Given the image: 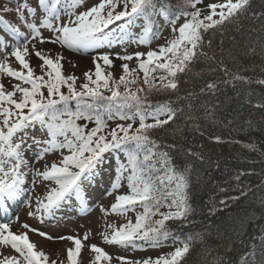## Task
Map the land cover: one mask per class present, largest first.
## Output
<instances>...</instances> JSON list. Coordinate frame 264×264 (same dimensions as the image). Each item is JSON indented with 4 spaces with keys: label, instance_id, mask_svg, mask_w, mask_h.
Wrapping results in <instances>:
<instances>
[{
    "label": "snow or ice",
    "instance_id": "snow-or-ice-1",
    "mask_svg": "<svg viewBox=\"0 0 264 264\" xmlns=\"http://www.w3.org/2000/svg\"><path fill=\"white\" fill-rule=\"evenodd\" d=\"M201 2L202 0H184L183 7L174 9L167 0H100L98 4L79 12L77 9L83 6L85 0H37V7L25 2L17 5L16 12L29 30L30 36L0 16V24L13 38L10 44L0 37V50L5 53L4 58L0 59V76L21 82L13 84L12 90H7L5 84L0 82V206L7 210L6 202L17 198L24 190L27 172L22 169L29 163L24 152L32 148L31 144L25 147L28 139L37 146L36 161L43 160L51 153L61 154L59 163L53 161L50 166L45 164L43 171L33 170L35 177L56 185L48 188L43 198H37L36 213H40L41 222L45 217L54 218L56 213L65 210L66 206L71 207L73 199L78 202L80 210L86 212L85 183L94 184L101 170L114 158L117 161L116 175L106 195L118 192L125 180L129 191L116 196L115 203L110 208L111 213L125 215L129 210H134L137 204H140L144 211L138 214L135 223L129 221L119 227L108 225L112 232L111 235L103 233L104 242L134 249H143L145 245L162 246L163 241L171 235L166 221H185L194 212L189 195V169L185 167L182 171L178 170L167 152L157 150L158 145L150 135L153 129L168 124L175 117V110L167 103L154 108L148 105L147 97L138 95L139 92L145 91L143 88L132 91L128 85L137 83L134 77L136 70L130 69L128 63L121 65L124 74L119 80L114 79L113 73L105 74L100 62L105 66L114 67L113 54L103 53L94 58L95 79L91 71L85 72L87 82L80 86V90L75 86L78 77L62 74V61L65 59L62 54L53 58L39 49L35 50L33 54L42 61L41 69H47L41 75L35 74L34 67L26 57L30 54L29 44L37 39L40 43L59 44L77 52H87L105 44L111 46L114 41L123 42L126 37L135 43L147 45L163 31L159 17L164 20L165 25H171L172 31L178 32V35L169 40L166 46H160L158 51L126 55L116 53L115 58L123 61H131L134 58L140 60L138 67L144 73L143 83L149 90H176L179 74L192 73L199 57L207 55L203 52L204 33L210 28L224 25L225 22H235L251 8V0H227L225 4L209 5L211 14L203 18L199 9L192 12L185 10L189 6L195 8ZM121 5L122 10L117 11ZM37 8L43 13L39 24L36 22ZM217 8L222 10L218 14L219 19H214ZM25 11L28 17H25ZM181 15L190 16L191 19H186L177 29L176 23ZM62 16L68 18L67 22L61 23ZM117 21L124 23L113 31L110 26ZM138 23L140 31L133 33L131 29ZM42 28L48 29L53 35L45 38L41 32ZM207 44L211 47V40H208ZM144 56L147 57L146 60L142 59ZM9 57H14L19 63V70L8 63ZM158 70L165 73L159 77L160 87L156 86V77L152 75ZM234 79L244 80L246 77L234 76ZM110 81L113 86H110ZM260 83H264V80ZM22 84L30 87H23ZM122 84L125 85L123 92L120 91ZM63 86L67 87V94L61 91ZM207 86L215 87L214 84ZM45 88L47 96L43 91ZM102 89L111 95L105 96ZM17 93L21 94L19 100L14 99ZM89 99L91 103L88 102ZM72 100H76L78 105L75 110L70 107L69 102ZM103 101L108 103L102 104ZM137 117L139 126L133 128ZM149 117L153 123L146 122ZM116 119L130 120L133 123H118L115 127H109L108 122ZM79 120L94 122L95 127L89 130L87 125L78 124ZM37 125L47 133V139L29 136V130H35ZM65 149L69 154L63 155ZM120 153L124 154L127 163L120 160ZM161 164L163 167H158ZM163 202H167L170 209L167 213H159ZM104 211L107 214L108 210ZM157 214L161 219L152 220ZM29 215L35 213L30 212ZM18 219L17 216L16 220ZM22 227L46 239H54L46 232L30 228L28 224ZM59 239L74 243V247L67 250V259L68 264H78L84 246L82 240L76 236ZM84 239H88V233H85ZM192 240L193 237L189 235L183 246L176 248L167 257L161 256L154 260L149 257L142 261H133L122 256L116 259L119 264H180L181 259L189 252ZM0 245L10 246L18 253V256L0 254V264H49L48 256L37 250L27 232L14 233L10 223H0ZM90 247L95 253L93 264H112L113 257L104 249L95 244ZM260 256L261 259L257 261L256 250L253 248L248 256L243 258L244 264H264V240L261 241ZM51 264L57 262L53 260Z\"/></svg>",
    "mask_w": 264,
    "mask_h": 264
},
{
    "label": "trees",
    "instance_id": "trees-1",
    "mask_svg": "<svg viewBox=\"0 0 264 264\" xmlns=\"http://www.w3.org/2000/svg\"><path fill=\"white\" fill-rule=\"evenodd\" d=\"M167 2L174 9L184 6V0ZM218 14L213 18L219 19ZM204 37L203 52L207 55L199 57L192 73L179 74L176 90H149L143 83V71L142 76H134L137 83L128 87L132 91L145 89L138 95L146 96L153 108L167 103L176 112L168 124L153 129L150 135L157 150L167 152L178 170L189 169L194 212L185 221H166L169 237L182 243L189 235L193 237L180 264H244L243 258L253 248L259 261L264 240V107L260 106L264 105V83H260L264 80V0H251L246 15L210 28ZM163 74L162 70L152 74L157 87ZM109 83L113 86L112 81ZM209 84L215 87L209 88ZM124 89L125 85H120V91ZM43 91L47 96V89ZM61 91L68 93L66 86ZM103 91L105 96L111 95ZM69 103L72 110L78 107L76 100ZM77 123L89 130L95 127L94 122ZM108 123L109 127L118 124ZM169 210L163 202L159 213ZM143 211L142 207L137 216ZM80 257L78 264H83Z\"/></svg>",
    "mask_w": 264,
    "mask_h": 264
},
{
    "label": "rangeland",
    "instance_id": "rangeland-1",
    "mask_svg": "<svg viewBox=\"0 0 264 264\" xmlns=\"http://www.w3.org/2000/svg\"><path fill=\"white\" fill-rule=\"evenodd\" d=\"M27 2L32 7H37V0H0V16H3L4 19L12 22L20 28L22 32L29 34V30L26 25L20 21L16 8L18 4ZM100 0H85V3L81 8L77 9V12L84 11L87 8L91 7L94 4H98ZM227 0H202L201 3L197 4L196 10L201 11V18L206 15L211 14V9L208 7L212 4H225ZM5 8L12 9L11 11H4ZM122 10V5L120 8H117V11ZM222 9L217 8L216 12L219 13ZM25 17H28V13L25 11ZM43 13L37 8V18L36 22L39 24L40 19ZM67 17L62 16L61 23L67 22ZM186 19H190L185 16H180L179 20L176 23V28L178 29ZM123 21H117L115 24L111 25L110 28L115 31L117 26L123 24ZM160 24L163 28V31L156 39H154L150 44L141 45L135 43L130 38H125L123 42H113L111 46L105 44V46L90 49L87 52L84 51H74L69 50L66 47H63L59 44H53L49 42L40 43L39 40H34L29 44V56L26 57L34 67L35 74L41 75L47 71V69H41L40 61L33 53L35 50L39 49L45 54L51 55L53 58L57 54H62L65 59L62 61L63 69L62 74L64 76L75 75L78 79L75 82L77 89L83 83H86L87 80L84 76L85 72L91 71L93 73V79H95V64L94 58L103 53H110L114 61V67H108L103 65L101 61L102 71L107 73H113L114 78L119 80L120 76L123 75L121 65L128 63L130 69L136 70L134 76H142V71L139 69L138 65L140 60L133 59L131 61H123L115 58V54L119 53L120 55L134 54L137 52L147 53L148 51H158L160 46H166L167 42L173 39L178 32L172 31L171 25H165L164 20L160 18ZM133 33H139L140 27L139 23L136 27L131 29ZM41 32L45 38L53 35L48 29H41ZM0 37L7 40L10 44L13 42L11 34H9L2 24H0ZM34 46V47H33ZM11 51V48L8 49ZM5 53L3 50H0V59H3ZM142 59L146 60L147 57L144 56ZM8 63L14 68L19 70L20 65L15 60L14 57L8 58ZM48 78L45 75V79ZM132 78V77H131ZM0 82L4 83L7 90H12V85L15 83H21L13 78L7 76H0ZM23 87H27L26 84H22ZM21 94L17 93L14 99L19 100ZM7 106V105H5ZM115 123H133L130 120L121 121L119 119L112 120ZM153 122L151 117H149L146 122ZM139 124V118L137 117L133 126ZM22 135V134H21ZM29 136H36L41 140L47 139V133L42 131L40 126L37 125L35 130H29ZM19 137H17L18 140ZM62 139V138H61ZM32 145L30 150L24 152L26 159L28 160V166L23 168L22 171L27 172L25 178V183L23 185V192L17 198L7 201V210L4 207L0 206V223H10L11 230L14 233L22 234L27 232L28 237L31 242L36 245L38 251H43L49 258V264L51 261L55 260L57 264H68L67 259V250L74 247V243L67 239H59V237L66 236H76L82 240L83 248L80 253V259L83 264H93L95 260V253L91 250V245L95 244L98 247L104 249L112 257V264H119L117 257H126L129 260L133 261H142L151 257L153 260L157 257L165 256L167 257L169 253L175 251L176 248L183 246V243L178 241L175 238L168 237L163 241L162 246L159 247H148L144 246L143 249H134L132 247L123 248L119 245L108 244L104 242L103 233L107 232L111 235L112 229L108 225H116L117 227L128 223H132L137 219V212L142 208L140 204H137L134 210H129L125 215H119L111 213L110 208L113 203H115V198L119 194H125L129 191L127 187V181L125 180L122 183V187L118 192H113L112 195H106V193L111 188L112 180L116 175L115 168L117 161L113 158L109 164L105 165V168L101 170L100 175L96 178L94 184L85 183L84 189L87 193V210L82 212L79 208L78 202L73 199L71 202V207H67L65 210L58 211L54 218L45 217L43 222L40 219V213H36L37 208V198H43L50 187H55L56 185L49 181H43L39 177L33 175L34 169L44 170L45 164L49 166L53 161L59 163L61 154L59 152L51 153L45 156L43 160L36 161L35 153L37 151V146L32 144V140L28 139L25 147L27 145ZM69 154L67 149L63 150V155ZM111 156V154H107ZM120 160L127 163L126 157L123 153H120ZM35 181V183H33ZM30 202V203H29ZM108 210L107 214L104 210ZM35 213V215H29V213ZM19 217L16 220V217ZM28 224L32 229H39L42 232L48 233L54 239H46L38 235L36 232L30 231L22 227V225ZM85 233H88V239H84ZM0 254L8 256H18L10 246L0 245ZM106 264V262H102Z\"/></svg>",
    "mask_w": 264,
    "mask_h": 264
}]
</instances>
